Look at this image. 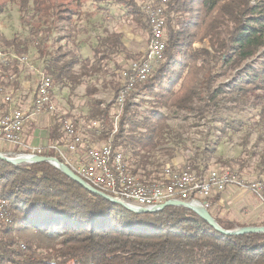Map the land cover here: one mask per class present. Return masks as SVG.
<instances>
[{
  "label": "trees",
  "instance_id": "1",
  "mask_svg": "<svg viewBox=\"0 0 264 264\" xmlns=\"http://www.w3.org/2000/svg\"><path fill=\"white\" fill-rule=\"evenodd\" d=\"M71 1L75 10L52 0H10L23 16L32 11L34 17L44 19L32 33L38 39L41 58L47 55L45 72L53 85H85L92 101L87 117L101 121L108 128L102 137L108 138L106 132L115 129L117 113L111 117V108L101 107L96 98L100 91L97 80L99 75L111 78L115 88L112 105L119 108L124 81L116 69L120 68L117 56L124 48L123 34L106 29L96 43H89L92 56H84L82 46L88 42L78 41L82 28L77 19L92 14L83 11L85 0ZM252 1L169 0L165 10V57L147 80L129 92L113 135L114 149L123 147L134 151V156L140 154L133 173L159 178L158 166L163 162L157 166L152 153L161 150L172 158L174 145L183 141L180 128L172 123L174 119H204L216 111L257 107L256 117L247 126L264 132V0ZM95 2L104 10V4L122 5L124 14H130L134 21L144 19L140 0ZM4 6L0 4V13ZM62 12L70 15L61 19L72 22L68 35L72 44L66 48L60 44L52 53L48 49L54 31L51 25ZM198 38L206 39L211 49L193 48ZM0 42L3 50H14L18 57L30 53L28 41L21 37L8 38L0 33ZM7 52L12 57L13 52ZM212 63L221 64V74L212 72ZM18 67L17 62L12 67L0 62L3 89L6 84L17 91ZM10 71L14 72L12 79ZM60 128V124H54V130ZM62 137L58 133L53 139ZM11 148L14 152H31L28 148ZM36 153L64 161L53 149ZM241 162L236 161L244 164ZM188 163L199 169L193 158ZM224 165L230 166L227 162ZM215 199L207 208L224 228L257 225L214 215ZM0 202L5 203L11 218L9 222L0 219V264H264V233L227 235L183 206L134 212L89 191L45 161L16 165L0 159Z\"/></svg>",
  "mask_w": 264,
  "mask_h": 264
},
{
  "label": "rangeland",
  "instance_id": "2",
  "mask_svg": "<svg viewBox=\"0 0 264 264\" xmlns=\"http://www.w3.org/2000/svg\"><path fill=\"white\" fill-rule=\"evenodd\" d=\"M140 1L143 3L141 9L144 13L146 12L144 6L147 4V0ZM52 2H59L67 6H71L72 10L76 9L75 3H73L71 0H52ZM84 2L85 6L82 7L83 11L85 13L92 14L83 15L81 18L77 19V25L82 28L81 32L77 36L78 41L88 42L86 45L82 46L81 52L84 56H92V50L89 46V43H96L97 36L103 35L107 29L109 32L118 31L123 34L124 48L123 51L117 56V61L119 63L118 67L120 68L116 69L119 73H121V76L122 71L129 67L133 61H140L148 57L151 24L148 22L147 12V15L144 13V19H142V21L140 18L137 20L135 19L136 21H134L130 14H124V8L122 5L114 3H112L113 5L104 4V10L102 9L103 7H100L101 5L95 2V0H85ZM252 3H255V0H253ZM0 4H5L4 9L0 13V33L8 38L18 36L27 40L30 53L26 56H19L25 58V61L31 59V61L36 66L41 68V72H45L43 68L46 65L44 58H47V55L46 57L41 58L36 46L38 44V39L33 36L32 33L34 29H37L43 24L44 19L40 20V16L34 17L32 11L23 16L19 10V7L16 4L10 2V0H0ZM166 5L164 6L163 12L164 18ZM62 16H67L66 18H69L68 16L70 15H65V13L62 12L59 16H57V19H53L52 25L51 23L49 24L54 30L50 38V43L48 44V49L52 53L58 50L60 44H64V48L72 44V40L68 38L72 22L69 20H62ZM42 34L43 33L41 32L39 33L40 36ZM2 46L3 45L0 42V49L5 51L6 54L8 53L7 51L13 52L14 55L16 54L14 50L11 49L3 50ZM192 47L195 49L209 47V49H211L206 39L201 41L199 38L193 42ZM261 53H264V48L261 50ZM255 57L257 58L258 55ZM153 63L155 69L158 62L153 61ZM212 65V68H214L212 69V72H215L214 74L222 72L221 64L212 63ZM112 66H114V64H112ZM41 72H35V80H39ZM103 78V76H98L97 84H99L100 91L96 95V98L100 100L102 104L101 107L104 108L108 106L111 108V117H113L116 113V117H118L120 114V109L116 104L112 105L115 94L113 82L111 81L110 77L107 79ZM121 79L124 81L123 78ZM226 80L227 79H225V81ZM19 81L20 77L18 79V82ZM19 84L20 89L17 91H15L13 87L4 84L3 87L5 89V93L12 95V92H21V83ZM0 87H2L1 84ZM16 94L19 95V98L21 97L19 100V107H28L31 105V92L26 96L25 94L15 93V97H17ZM52 96V102L56 108L55 111H51L49 114H42L41 116L37 115L35 118L30 120V122H32L33 120L43 116H47L48 118L42 121L41 119L39 120L41 138L47 141V143H52L45 146L44 148H38V150H49L51 145L60 147L69 163H67L64 156L59 153L64 160L62 162L66 163L77 173V171L72 166L79 165L77 164L78 162L84 161L86 159L88 147L96 148L105 144L113 143V135L118 130L119 119L116 121V117L114 118L116 121L114 122V127L116 130L113 129L111 133L106 132L110 135L108 138H104L102 137L103 131L108 130V128L104 127L101 121L87 117L90 113L92 101L90 96L86 95L85 85L72 87L71 85L56 84L53 85ZM140 98L141 96L136 97L135 101H139ZM257 113V107L248 106L244 110L240 111H216L215 113L208 114L204 119H198L195 116H190L188 120H183L181 118L172 120L173 125L176 128H180L183 141L181 145H174L176 153L172 158H168L166 156L167 154L161 150L152 153V161H154L157 166L162 162L163 165L167 163L164 167H162L163 165L158 166V170H161L159 173V178L161 176L164 177L161 181L156 183H162L165 180H168L166 173L163 175L167 168L175 169V167L178 166L184 167L185 165H190V163H188L190 158H193L194 161L197 162L199 169H195L192 165L191 166L199 173H207L212 170H231L247 178V180H264V132L249 129L247 126V124L256 117ZM64 119L71 120L75 126H77L79 135L82 136L84 142L78 145V153L73 152L67 145L69 138L67 139L66 129L64 128ZM54 124H60L61 128L58 129V131L54 130ZM58 133L59 136H64V138L62 137L63 140L53 139V136L55 134L57 135ZM11 147L12 146L10 143L3 142L2 145H0V152L3 150L5 152L19 153L14 152L15 149ZM123 149V147H119V150L124 153L128 164L130 163L129 166L132 170L133 165L135 164L134 161L136 160V157L139 158L140 154L134 156V151L132 152L131 149ZM127 150L129 152H127ZM114 151L117 152L118 149H114ZM78 154H81L82 157H78ZM232 160L235 162L233 163ZM237 160L243 161L241 163L244 164L240 165L239 163H236ZM224 162H227L230 166H225ZM175 164H178V166ZM77 174L81 176L79 173ZM137 177L145 181L141 176L138 175ZM157 179L158 178H153L151 181H155ZM221 193L214 196L211 200H214L215 198L217 199ZM255 196L262 203L261 199L257 195ZM262 204L264 205V203ZM9 220L11 221L10 216ZM245 222L251 221L246 220Z\"/></svg>",
  "mask_w": 264,
  "mask_h": 264
},
{
  "label": "built area",
  "instance_id": "3",
  "mask_svg": "<svg viewBox=\"0 0 264 264\" xmlns=\"http://www.w3.org/2000/svg\"><path fill=\"white\" fill-rule=\"evenodd\" d=\"M168 2L169 0H147L144 6L147 8L148 22L151 24L148 57L145 58L144 67H127L122 71L124 85L118 97L120 112L129 92L137 83L147 80L151 74L154 69L153 61L159 62L165 56L166 20L163 12ZM0 62H6L10 64V67L17 62L18 73H20L18 83H21V92H12V96H5V90L0 89V145L6 142L13 147L28 148L30 153L38 154L36 151L42 150L28 147L23 141L22 134L30 122V114L41 116L49 114L50 109H56L51 104L52 81L35 80V72H41V68L36 66L31 59L17 61L15 57H8L5 51L0 50ZM13 73L11 71L8 73L9 79H12ZM28 92L32 93L31 106L19 107L21 97L19 98L17 94L15 97L14 94ZM63 124L67 139L69 138L67 145L73 152H77L78 145L84 142L82 136H78L77 126L71 120L64 119ZM50 149L64 156L60 147L51 145ZM111 160H120V158L112 153V144L109 143L100 146V149L88 147L86 159L72 167L76 171L77 168H88L94 175V182H89L90 184L114 197L140 206H154L170 199H181L199 202L208 207L211 199L230 185L253 192L264 203V180H247L231 170L199 173L189 164L184 167H175V170H181V178H174L173 173H170L173 177V185L186 186V193H175L173 185L146 186L135 181H128L127 176L119 174V169L111 167ZM66 161L69 163L67 159ZM7 213L9 212L5 203L0 202V219L7 221Z\"/></svg>",
  "mask_w": 264,
  "mask_h": 264
},
{
  "label": "water",
  "instance_id": "4",
  "mask_svg": "<svg viewBox=\"0 0 264 264\" xmlns=\"http://www.w3.org/2000/svg\"><path fill=\"white\" fill-rule=\"evenodd\" d=\"M0 159L9 161L16 165L31 164L34 162H41V161L49 162L53 164L54 166H56L57 168H59L69 177H71L72 179L80 183L82 186H84L89 191L99 194L103 196L104 198L110 201H113L115 203H118L124 206L125 208L131 211H134V212H138V213L153 212V211L161 210L169 205L183 206V207H187V208H190L196 211L201 217H203L212 226H214L215 229H217L218 231L224 234L239 235V234H245V233H264V225L238 226L233 229H226L218 222L215 216L211 214L208 208L199 202L185 201V200H180V199H170L156 206H140V205L131 204L125 200L114 197L108 194L107 192H104L96 188L95 186L91 185L84 178L79 176L71 167H69L66 163L60 161L55 156H44V155L35 154V153L0 152Z\"/></svg>",
  "mask_w": 264,
  "mask_h": 264
},
{
  "label": "crops",
  "instance_id": "5",
  "mask_svg": "<svg viewBox=\"0 0 264 264\" xmlns=\"http://www.w3.org/2000/svg\"><path fill=\"white\" fill-rule=\"evenodd\" d=\"M18 89L20 88L18 87ZM28 94H30V92L25 93V96ZM30 95L31 98L32 93ZM40 119L42 121L48 118L47 116H43L36 120H33L26 125L23 131V141L30 148H44L45 146L52 143H47V141L41 138V129L39 123ZM78 157H82V155L78 154ZM174 162L177 163L176 161ZM175 165L178 166V164ZM141 177L145 180L144 182L152 183L161 181L164 176H161L155 181H151L153 180V178H155L154 175ZM217 200L218 201L214 203L212 208V212L216 216L227 217L238 222H245L246 220H250V223H255L257 225L264 223V205L252 192L248 190H241L233 185H230L224 192L220 194Z\"/></svg>",
  "mask_w": 264,
  "mask_h": 264
},
{
  "label": "bare ground",
  "instance_id": "6",
  "mask_svg": "<svg viewBox=\"0 0 264 264\" xmlns=\"http://www.w3.org/2000/svg\"><path fill=\"white\" fill-rule=\"evenodd\" d=\"M144 9H146V12H147V8H144ZM143 11H145V10H143ZM146 12H144V13L147 15ZM6 55H8V53ZM10 55L12 57L20 59L21 61H25V58L18 57L16 55H14L13 53H11ZM144 66H145V58L140 60V61H133L129 67H144ZM39 80L52 81L51 77L45 72L40 73ZM52 88H53V81H52ZM0 89L5 90L2 87H0ZM5 96H12V95L5 93ZM52 98H53V96L51 94V104L54 105L52 102ZM29 106H31V105H29ZM54 107H55V105H54ZM51 111H55V109H50V112ZM37 115L38 114H30V120L35 118ZM78 136H80L79 132H78ZM92 149H100V147H96V148H92ZM112 153L114 155H117L118 158H120V160H111V167L114 169H119V174L123 175V176H127L128 181H135V182H138V184L146 185V186L173 185V177L174 178H181V170H175L172 168H167L165 170L164 174L166 173V175H167L166 177H168V180H165L162 183H156V182L146 183L142 179L137 177L138 175H135V173L132 172V170L129 166L130 163L128 164V162L126 161V157L122 151L118 150L117 152H115L113 147H112ZM192 169H193V167H192ZM77 173H79L87 182H94L93 172L90 171L88 168H77ZM170 173H173V177H171ZM173 192H175V193H186V186L173 185ZM129 203H131V202H129ZM131 204H133V203H131ZM154 206H156V205H154ZM9 221H10L9 220V213H7V222H9Z\"/></svg>",
  "mask_w": 264,
  "mask_h": 264
}]
</instances>
